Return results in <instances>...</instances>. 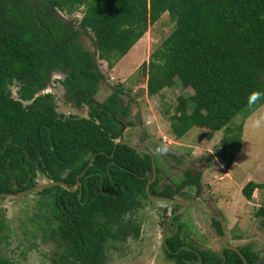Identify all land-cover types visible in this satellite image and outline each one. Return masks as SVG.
<instances>
[{
	"label": "trees",
	"instance_id": "obj_1",
	"mask_svg": "<svg viewBox=\"0 0 264 264\" xmlns=\"http://www.w3.org/2000/svg\"><path fill=\"white\" fill-rule=\"evenodd\" d=\"M77 12L79 19L62 15ZM164 14L174 27L139 68L146 93L158 96L181 80L191 93L177 98L171 114L166 111L171 134L182 139L194 128L211 139L230 132L216 152L229 168L241 149L244 120L264 105V95L250 102L254 92L264 93V0H0V195L44 182L73 188L80 181L76 192L55 186L34 193L29 233L54 246L50 264H109L112 251L139 239L138 215L143 201H152L145 190L152 161L153 197L171 199L198 187L199 174L173 180L163 176L157 152L117 144L130 117L123 88L97 99L105 80L98 62L112 70ZM52 73L64 76L59 83L87 116L59 114L51 94L38 95ZM238 114L241 122L229 129ZM259 189L264 181H249L241 194L251 201ZM198 191L189 196L197 198ZM255 216L264 228V200ZM172 217V236L162 248L173 264H244L227 250H188L180 216ZM3 228L0 223V233ZM242 256L248 264H264L250 248ZM0 264L12 262L0 253Z\"/></svg>",
	"mask_w": 264,
	"mask_h": 264
},
{
	"label": "rangeland",
	"instance_id": "obj_2",
	"mask_svg": "<svg viewBox=\"0 0 264 264\" xmlns=\"http://www.w3.org/2000/svg\"><path fill=\"white\" fill-rule=\"evenodd\" d=\"M62 15L74 20L81 17V12L71 16L64 13ZM173 27L174 23L168 14H164L112 70H108L105 63L98 62L105 80L97 99L101 102L112 90L123 88V103L130 106L125 140L157 152L160 155L159 161L164 163L161 171L165 177L178 181L183 173L192 176L199 174L198 187L186 188V194L193 195L198 189V203L208 202L210 198L216 202L219 211L227 219L224 225L230 227L236 222L240 225L235 224L234 231L248 237L244 242L236 241L237 244L252 245L263 257L264 235L259 230L262 226L255 213L264 200V190H255L251 201H247L242 196L241 189L249 181H264V105L244 120L241 149L234 155L233 164L229 168L217 158L216 152L221 147L222 138L231 137V134L228 135L230 132L227 134L221 130L208 139L207 131L193 128L182 139L174 138L170 132V115L166 111L171 114L177 98L187 97L191 90L183 88L181 80L176 79L172 88L162 91L158 96L149 97L146 93V78L138 73L141 64L148 61L151 52L160 46ZM63 78L61 73H52L48 86L39 91L38 95L51 94L59 114L87 116V109L75 107L74 102L69 99V91L59 83ZM10 89L13 97L17 98L18 86L14 85ZM241 118L238 114L227 127L236 129ZM257 120L260 121L259 126L255 125ZM162 150L168 152L169 156H162ZM164 178H160L162 183L165 182ZM148 201H143L144 207L138 215V222L141 224L139 239L129 240L123 246L124 252L112 251L109 264H173L175 261L166 258V252L162 248L161 239L164 235L161 233V223H165V226L167 224L168 229L167 219L178 210L175 211L169 202ZM36 203L34 193L23 198H0V223L4 224L0 235L4 239L7 237L1 242L0 253L12 264H50L49 256L54 246L43 243L29 233L30 219L37 212ZM188 210H193L196 214ZM188 210L185 215H179L188 250L195 252L197 249L206 251V248H212L218 253L222 241L220 236L210 232L202 233L198 229V222L204 221L206 225L208 218L195 208ZM193 247L196 248L192 249Z\"/></svg>",
	"mask_w": 264,
	"mask_h": 264
},
{
	"label": "flooded vegetation",
	"instance_id": "obj_3",
	"mask_svg": "<svg viewBox=\"0 0 264 264\" xmlns=\"http://www.w3.org/2000/svg\"><path fill=\"white\" fill-rule=\"evenodd\" d=\"M183 192H184V194H182V195H180V194L177 193L174 196V200L183 201V202H185V204L187 203L186 200H191V201L192 200H195L196 206L191 205L190 204L191 201H190L189 204L191 206H189V207L179 206L178 212L177 213L175 212L174 215L175 214H178L179 215L180 213H183L185 215V212L189 208H195L203 216H206L208 218V220H209L208 223L205 225V222L204 221L198 222V229H200L202 233L208 234L210 232L212 234H215V236H220V238L222 239V241H221V245H220V249L218 251V254L219 253H222L223 250H227V251H230V252H234V253H236L240 257V259L242 260L243 263H244V261H246L245 258L242 256V250H244L245 247L250 248L253 253L260 254L258 251H255L253 249L252 245H247V244L240 245V244H237L236 241L242 240L244 242L245 240L248 239V237L247 236H242V234L236 233L234 231L235 226L236 225L239 226L240 224H237L236 223V225L234 226V224H235L234 223L233 226H231V227H227L226 225H224V223L227 222V219L225 218V216H223L221 214L222 212L219 211L220 209H218V207L216 205V202H214L210 198L208 202H205V203L201 204V203H198L199 202V199H200V196H198L197 198H193L192 199V198H190L188 196V194H186L185 191H183ZM171 204H172L173 207L174 206H177V204H174V203H171ZM188 211H191V210H188ZM191 212L196 214V212H194L193 210ZM170 217H172V215H170ZM170 217H169V220H168V222H169L168 229H167V224L165 226V223H161V225H162V234L165 237H171L172 236L170 232H172V230H173V228H172L173 227V222H171ZM216 221H218L219 224H220L219 231L216 229V225L214 223ZM175 225L177 227V224H175ZM177 229H178V227L176 228V230H174V233H175V231H177ZM231 229H233V230H231ZM259 230L264 235V228L259 229ZM231 233H233L232 234L233 237L231 236ZM239 235H241V236H239ZM226 247L234 248L237 251H235L233 249L230 250V249H228ZM193 248H196V247H193ZM206 251L215 253V250L212 249V248H208V249L206 248ZM263 257H261V255H260V259L259 260H261ZM223 263H224V261H223ZM246 263H247V261H246ZM246 263H244V264H246Z\"/></svg>",
	"mask_w": 264,
	"mask_h": 264
},
{
	"label": "water",
	"instance_id": "obj_4",
	"mask_svg": "<svg viewBox=\"0 0 264 264\" xmlns=\"http://www.w3.org/2000/svg\"><path fill=\"white\" fill-rule=\"evenodd\" d=\"M117 144H123V145H127L128 147H130L131 149L133 150H136L138 152H143V153H146V154H149L151 155V152L143 147V146H137L133 143H131L130 141L128 140H125L124 138H120L118 141H117ZM156 168H155V164L153 163L152 161V177L150 180H148L147 184H146V187H145V190H146V193H147V196L152 200V201H156V202H169V203H174V204H177V205H180V206H184V207H189L191 205H194L196 206V202L194 200H192L189 203H186L185 202H182V201H177V200H174V199H169V198H155L153 197L151 194H150V187L152 185V183L155 181L156 179ZM55 186H60V187H63L65 188L66 190H68L69 192H76L78 189H79V186H80V181H79V178H77V182H76V185L72 188V187H69L67 186L66 184L62 183V182H48V183H41V184H38L36 186H34L33 188L31 189H28V190H25L21 193H18V194H9V193H5V194H1L0 195V198H23L29 194H32V193H35V192H39V191H42V190H45V189H48V188H52V187H55ZM228 249H233L235 251H237L236 249L234 248H230V247H226ZM244 263H246V261H244ZM247 264V263H246Z\"/></svg>",
	"mask_w": 264,
	"mask_h": 264
},
{
	"label": "clouds",
	"instance_id": "obj_5",
	"mask_svg": "<svg viewBox=\"0 0 264 264\" xmlns=\"http://www.w3.org/2000/svg\"><path fill=\"white\" fill-rule=\"evenodd\" d=\"M261 95H264V93H261V92H254L251 96H250V102H254L259 96H261ZM259 123H260V121L259 120H257V121H255V125L256 126H259ZM183 191H185V190H183ZM183 191H181V192H179L178 194H184V192ZM190 197V196H189ZM190 198H192L193 199V197H190ZM170 199V198H169ZM171 199H174V198H171ZM191 200H186V202L187 203H189ZM195 201V200H194ZM154 202H156V201H154ZM183 202V201H182ZM160 203V202H159ZM172 205V204H171ZM178 206H180V205H178ZM179 215H184L183 213H180ZM162 233V232H161ZM163 238L161 239V241L162 242H164V240H165V236H162ZM222 256H223V254H222Z\"/></svg>",
	"mask_w": 264,
	"mask_h": 264
},
{
	"label": "crops",
	"instance_id": "obj_6",
	"mask_svg": "<svg viewBox=\"0 0 264 264\" xmlns=\"http://www.w3.org/2000/svg\"><path fill=\"white\" fill-rule=\"evenodd\" d=\"M234 211L236 212V210H234ZM232 223H234V222H232ZM235 224H236V222H235ZM235 224H234V225H235ZM230 227H231V226H230Z\"/></svg>",
	"mask_w": 264,
	"mask_h": 264
}]
</instances>
